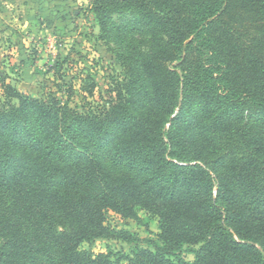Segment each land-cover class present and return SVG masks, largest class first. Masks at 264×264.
Here are the masks:
<instances>
[{"label": "trees", "instance_id": "16d2710c", "mask_svg": "<svg viewBox=\"0 0 264 264\" xmlns=\"http://www.w3.org/2000/svg\"><path fill=\"white\" fill-rule=\"evenodd\" d=\"M94 5L127 73L104 106L0 76V264H114L80 246L139 209L161 244L134 264H264V0Z\"/></svg>", "mask_w": 264, "mask_h": 264}, {"label": "rangeland", "instance_id": "374dc122", "mask_svg": "<svg viewBox=\"0 0 264 264\" xmlns=\"http://www.w3.org/2000/svg\"><path fill=\"white\" fill-rule=\"evenodd\" d=\"M95 1L0 0V76L27 96L70 98L78 111L104 106L127 73L118 46L102 35ZM111 16L118 24L135 17L132 12ZM89 83L95 84L93 96L83 91ZM139 216L134 220L108 211L109 236L84 242L80 249L105 253L114 264H134L138 248L161 244L158 218L142 209Z\"/></svg>", "mask_w": 264, "mask_h": 264}]
</instances>
